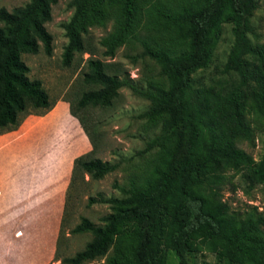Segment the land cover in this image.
Returning <instances> with one entry per match:
<instances>
[{
    "label": "rangeland",
    "instance_id": "374dc122",
    "mask_svg": "<svg viewBox=\"0 0 264 264\" xmlns=\"http://www.w3.org/2000/svg\"><path fill=\"white\" fill-rule=\"evenodd\" d=\"M69 1L52 3L50 18L43 24L51 36L50 53L46 54L39 43L36 53L20 54L28 67L27 77L39 80L53 103L44 113L28 107L22 114L25 123L22 120L21 123L42 126L47 148L62 147L66 159L72 161L92 148L68 111L69 102L74 103L82 92L94 88L82 81L86 60L98 59L107 73L124 78L131 87L165 88L166 79L146 50L158 49L169 57L186 50V27L176 17L197 10L204 0H131L127 19L119 0H104L99 6V16L89 10L85 12V30L80 32L82 51H74L69 63L63 64L67 37L62 24L73 11ZM256 1L257 8L248 17L244 31L246 49L240 52V65L237 67L228 60L234 36L232 25L222 23L208 64L190 75L192 88L202 102L205 139L236 155L238 164L220 172L214 193L237 225L264 217V174L259 176L252 171L264 159V0ZM27 2L0 0V7L10 11ZM131 87L121 86L108 106H86L77 112L94 140L95 147L89 156L116 166L99 179L83 173L69 189L60 216L59 237L57 233L55 249L59 258L71 256L91 239L88 232L72 231L81 217L102 224L101 218L111 211L109 204L87 203L88 198H120L130 189L144 188L162 170L168 157L173 139L145 149L148 141L159 134L165 116L141 115L148 101ZM204 193L210 195L207 189ZM167 222L166 213L162 219L164 233ZM259 229L264 239V224ZM190 240L188 264H230L217 241L199 236ZM111 251L110 246L105 255L82 264H102ZM49 263L60 264L54 259ZM155 264H177L165 238L161 240ZM235 264L254 263L239 258Z\"/></svg>",
    "mask_w": 264,
    "mask_h": 264
},
{
    "label": "trees",
    "instance_id": "16d2710c",
    "mask_svg": "<svg viewBox=\"0 0 264 264\" xmlns=\"http://www.w3.org/2000/svg\"><path fill=\"white\" fill-rule=\"evenodd\" d=\"M56 1L28 0L10 11L0 7V132L15 129L28 107L40 109L42 113L52 107L40 81L27 77L28 67L20 54L36 53L39 43L46 54L50 53L51 36L43 24L49 20L50 5ZM102 1H69L73 11L62 24L67 37L63 64L69 63L74 51H82L80 32L85 30V12L89 10L99 16ZM119 1L123 17L127 19L131 0ZM256 8V0H204L197 10L179 14L176 21L186 27V50L175 57L158 49L146 50L158 65L160 75L165 77V88L131 87L124 78L107 73L98 59L86 60L87 70L82 74V81L94 88L82 92L74 103L69 102L68 111L78 121L92 148L72 159L62 212L69 189L78 177L87 173L90 178L99 179L116 166L89 156L95 144L77 113L79 109L108 106L117 90L127 85L148 101L141 115L165 116L159 134L148 141L145 149L167 139H173V144L162 170L144 188L130 189L120 198H88L87 203L109 204L111 211L101 218L102 224L81 217L72 231L88 232L91 239L71 256L59 258L55 249L54 260L60 264H82L105 255L111 246L112 251L102 264H155L161 240L165 238L177 257V264H188L190 239L199 236L217 241L230 264L239 258L264 264V239L259 229L264 217L237 225L226 206L215 198L214 187L220 172L238 163L236 155L216 148L211 140L205 139L202 102L190 80L191 73L208 64L222 23L232 25L234 36L228 60L237 67L240 65V52L246 49L247 19ZM252 171L263 175L264 159ZM206 189L210 195L204 193ZM166 213L168 222L164 233L162 219ZM61 224L62 218L58 237Z\"/></svg>",
    "mask_w": 264,
    "mask_h": 264
},
{
    "label": "crops",
    "instance_id": "0c3cea01",
    "mask_svg": "<svg viewBox=\"0 0 264 264\" xmlns=\"http://www.w3.org/2000/svg\"><path fill=\"white\" fill-rule=\"evenodd\" d=\"M21 122L0 132V264H48L72 161L47 148L42 126Z\"/></svg>",
    "mask_w": 264,
    "mask_h": 264
}]
</instances>
